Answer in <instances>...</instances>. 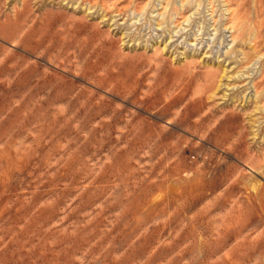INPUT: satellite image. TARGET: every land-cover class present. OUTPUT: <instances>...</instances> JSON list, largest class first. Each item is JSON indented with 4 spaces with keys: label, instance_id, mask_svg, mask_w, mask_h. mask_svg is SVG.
<instances>
[{
    "label": "rangeland",
    "instance_id": "1",
    "mask_svg": "<svg viewBox=\"0 0 264 264\" xmlns=\"http://www.w3.org/2000/svg\"><path fill=\"white\" fill-rule=\"evenodd\" d=\"M0 264H264V0H0Z\"/></svg>",
    "mask_w": 264,
    "mask_h": 264
}]
</instances>
